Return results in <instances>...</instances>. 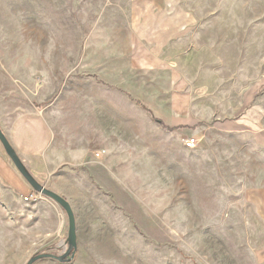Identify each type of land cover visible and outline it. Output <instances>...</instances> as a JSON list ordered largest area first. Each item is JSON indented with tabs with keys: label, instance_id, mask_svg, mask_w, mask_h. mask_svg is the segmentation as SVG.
<instances>
[{
	"label": "rangeland",
	"instance_id": "1",
	"mask_svg": "<svg viewBox=\"0 0 264 264\" xmlns=\"http://www.w3.org/2000/svg\"><path fill=\"white\" fill-rule=\"evenodd\" d=\"M26 112L110 181L68 192L73 259L34 264H264V0H0V124ZM6 166L0 264L63 256L65 212Z\"/></svg>",
	"mask_w": 264,
	"mask_h": 264
},
{
	"label": "crops",
	"instance_id": "2",
	"mask_svg": "<svg viewBox=\"0 0 264 264\" xmlns=\"http://www.w3.org/2000/svg\"><path fill=\"white\" fill-rule=\"evenodd\" d=\"M0 128L32 178L39 184L46 185L50 191L65 200L67 198L68 201V198L72 197L68 194L71 190L78 193L80 197L86 195L89 190L90 179L95 191H97V187L103 189L102 184L110 183L106 179L104 170L97 166H89V148L74 149L71 145L57 142L51 128L44 118L37 113H21L5 125L0 124ZM105 149L107 150L106 154L104 153L96 161V165L103 162L111 163L110 153L112 150L108 146H105ZM10 167L6 166L8 168L7 183L18 194L30 193V188L26 185L27 182L25 183L21 178L22 176H18ZM88 172L92 174V177L88 176ZM69 205L72 209V205L70 203ZM72 212L74 215L73 209ZM75 232L76 242H79L80 231L76 225V220Z\"/></svg>",
	"mask_w": 264,
	"mask_h": 264
},
{
	"label": "water",
	"instance_id": "3",
	"mask_svg": "<svg viewBox=\"0 0 264 264\" xmlns=\"http://www.w3.org/2000/svg\"><path fill=\"white\" fill-rule=\"evenodd\" d=\"M0 144L5 154L7 155L9 160L12 162L15 169L22 176V178L29 184L32 190L52 200L58 206H60V208L65 212L67 216V220H68V231H67V242H66V244L68 245V250H66L64 255L56 257V256L49 255V254H41V255L31 258L26 264H34L35 262L39 260H43V259H52V260H57L59 262L71 261V259H73L74 257L77 244H76V232H75V219H74V215H73V212H72V209L69 203L65 199H63L61 196L55 194L54 192L47 190L43 186H40L29 176V174L24 169L21 161L19 160L18 156L16 155L14 149L12 148L6 136L2 133L1 130H0Z\"/></svg>",
	"mask_w": 264,
	"mask_h": 264
},
{
	"label": "built area",
	"instance_id": "4",
	"mask_svg": "<svg viewBox=\"0 0 264 264\" xmlns=\"http://www.w3.org/2000/svg\"><path fill=\"white\" fill-rule=\"evenodd\" d=\"M195 144H196V142H195L194 139L193 140L186 141V147L189 148V149L193 148L195 146ZM102 154H104L103 151H98V152H96L94 154V158L95 159H98L100 157V155H102ZM24 200L25 201H28V200L36 201L37 200V195L35 193H32L28 197H26Z\"/></svg>",
	"mask_w": 264,
	"mask_h": 264
}]
</instances>
